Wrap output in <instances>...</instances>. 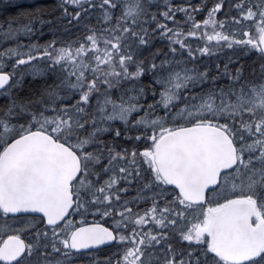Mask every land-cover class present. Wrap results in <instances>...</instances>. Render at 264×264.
Returning <instances> with one entry per match:
<instances>
[{"label":"snow or ice","instance_id":"snow-or-ice-1","mask_svg":"<svg viewBox=\"0 0 264 264\" xmlns=\"http://www.w3.org/2000/svg\"><path fill=\"white\" fill-rule=\"evenodd\" d=\"M0 264H264V0H0Z\"/></svg>","mask_w":264,"mask_h":264},{"label":"trees","instance_id":"trees-1","mask_svg":"<svg viewBox=\"0 0 264 264\" xmlns=\"http://www.w3.org/2000/svg\"><path fill=\"white\" fill-rule=\"evenodd\" d=\"M19 2L23 4H30L32 3V0H19Z\"/></svg>","mask_w":264,"mask_h":264}]
</instances>
